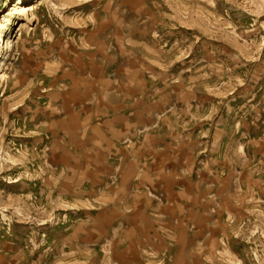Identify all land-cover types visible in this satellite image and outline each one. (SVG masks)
<instances>
[{"label":"rangeland","instance_id":"obj_1","mask_svg":"<svg viewBox=\"0 0 264 264\" xmlns=\"http://www.w3.org/2000/svg\"><path fill=\"white\" fill-rule=\"evenodd\" d=\"M0 264H264V0H0Z\"/></svg>","mask_w":264,"mask_h":264},{"label":"bare ground","instance_id":"obj_2","mask_svg":"<svg viewBox=\"0 0 264 264\" xmlns=\"http://www.w3.org/2000/svg\"><path fill=\"white\" fill-rule=\"evenodd\" d=\"M36 9H37V7L35 6V4H30L29 6L22 8V13L27 17L30 14H33ZM21 30L22 29H20V32H21Z\"/></svg>","mask_w":264,"mask_h":264}]
</instances>
